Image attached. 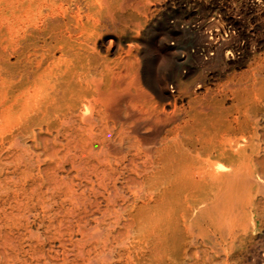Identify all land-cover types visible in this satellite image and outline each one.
<instances>
[{
    "label": "bare ground",
    "instance_id": "1",
    "mask_svg": "<svg viewBox=\"0 0 264 264\" xmlns=\"http://www.w3.org/2000/svg\"><path fill=\"white\" fill-rule=\"evenodd\" d=\"M172 2L57 83L63 138L84 131L87 160L118 171L92 187L85 239L106 248L87 264L114 257L116 227L138 264H264V0H187V21Z\"/></svg>",
    "mask_w": 264,
    "mask_h": 264
},
{
    "label": "rangeland",
    "instance_id": "2",
    "mask_svg": "<svg viewBox=\"0 0 264 264\" xmlns=\"http://www.w3.org/2000/svg\"><path fill=\"white\" fill-rule=\"evenodd\" d=\"M154 1L0 0V264H87L106 248L85 239L102 201L92 187H111L118 171L87 160L81 128L74 142L63 138L57 83L67 68L104 55L127 21L155 17ZM181 2L171 6L187 21ZM121 232L112 228L114 257L103 264H138V242L120 244Z\"/></svg>",
    "mask_w": 264,
    "mask_h": 264
}]
</instances>
